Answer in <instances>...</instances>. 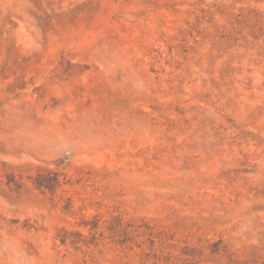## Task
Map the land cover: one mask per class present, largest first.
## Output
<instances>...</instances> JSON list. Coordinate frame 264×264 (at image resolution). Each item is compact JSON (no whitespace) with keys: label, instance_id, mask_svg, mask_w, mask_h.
<instances>
[{"label":"rangeland","instance_id":"rangeland-1","mask_svg":"<svg viewBox=\"0 0 264 264\" xmlns=\"http://www.w3.org/2000/svg\"><path fill=\"white\" fill-rule=\"evenodd\" d=\"M0 264H264V0H0Z\"/></svg>","mask_w":264,"mask_h":264}]
</instances>
